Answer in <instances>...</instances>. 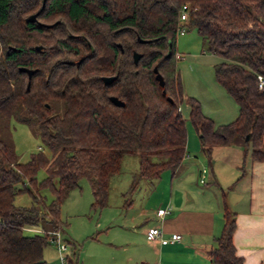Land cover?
<instances>
[{
	"label": "trees",
	"instance_id": "obj_1",
	"mask_svg": "<svg viewBox=\"0 0 264 264\" xmlns=\"http://www.w3.org/2000/svg\"><path fill=\"white\" fill-rule=\"evenodd\" d=\"M42 1L0 0V122L23 119L55 153L49 159L39 150L23 162L0 138V264H48V232H64L65 199L87 178L92 207H106L111 177L126 153L139 154L142 180L175 173L188 141L176 57L182 26L195 29L207 50L221 57L215 78L239 106L235 120L217 124L197 98H187L201 150L211 158L240 143L252 161H264L258 79L264 77V0H46L43 7ZM185 4L189 18L182 22ZM36 12V21H26ZM134 52L143 54L138 64ZM155 66L173 102L163 95ZM22 67L37 70L29 86ZM108 76L117 77L105 84ZM111 96L126 106H116ZM41 169L47 176L39 180ZM45 189L54 196L50 202L41 194ZM21 193L34 203L17 205ZM236 215L224 205L223 229L209 250L215 264H244L234 244Z\"/></svg>",
	"mask_w": 264,
	"mask_h": 264
},
{
	"label": "rangeland",
	"instance_id": "obj_2",
	"mask_svg": "<svg viewBox=\"0 0 264 264\" xmlns=\"http://www.w3.org/2000/svg\"><path fill=\"white\" fill-rule=\"evenodd\" d=\"M177 51L183 59L178 60V68L184 88L185 100L181 105L183 117L186 119L188 131L194 132L189 119V104L187 98H197L204 113L214 119L217 124L228 123L238 116L239 106L227 93L215 78L214 65L221 57L209 52L202 38L195 29L186 28V33L177 35ZM24 116V115H23ZM0 138L14 146L20 161H27L33 152L42 150L49 159H53L55 153L45 145L35 128L21 118L0 122ZM239 144V143H235ZM234 150V151H233ZM228 160L238 163V168H233L229 163L220 171L222 177L234 182V173L244 186L249 179L251 166L250 155L240 147H233ZM219 152V149L215 154ZM239 154V155H237ZM139 154L126 153L124 155L120 172L111 177L108 205L101 209H94L93 191L90 181L83 178L79 186L74 188L61 205V216L65 223L64 239L72 242L69 252L79 254V264H131L132 263V216L139 214L144 208V202L149 193L150 205L158 192V199L168 194L165 180L140 179L139 178ZM169 176L170 172H164ZM47 176L45 169L38 173L41 180ZM161 180V181H160ZM194 184L200 190L207 186L199 183L197 176ZM237 184L234 182L233 185ZM50 202L54 196L48 190H42ZM235 195V191H231ZM15 203L19 206H30L34 203L29 193H21L16 196ZM26 233H34L25 229ZM56 249V252H55ZM57 248L50 244L46 248L48 264H61L59 256L55 259ZM76 258V257H75Z\"/></svg>",
	"mask_w": 264,
	"mask_h": 264
},
{
	"label": "crops",
	"instance_id": "obj_3",
	"mask_svg": "<svg viewBox=\"0 0 264 264\" xmlns=\"http://www.w3.org/2000/svg\"><path fill=\"white\" fill-rule=\"evenodd\" d=\"M233 147L244 149L240 143L233 144L219 148L215 154L217 149L208 158L201 150L199 136L188 131L184 160L174 174L168 171L170 179L165 173L157 178L165 180L168 194L158 199L156 192L154 204L150 205L154 194L149 193L144 208L132 216L131 264H215L209 258V250L216 245L215 238L222 232L225 204L237 214L234 232L237 254L244 264H264V161L251 160L250 176L244 186L235 172L237 184L233 185L234 182L220 175L227 163L233 168L239 167L238 161L227 159ZM204 168L207 172L203 175ZM196 176L200 184L207 186L205 189L195 186ZM232 190L235 195H231ZM159 210L167 213L160 216ZM154 226L161 227L163 234L149 241L147 231ZM176 233L182 238L173 242L171 237ZM70 255L73 264L80 263L79 254L76 256L72 251ZM44 256L47 259L46 249ZM57 258L56 253L52 263Z\"/></svg>",
	"mask_w": 264,
	"mask_h": 264
},
{
	"label": "built area",
	"instance_id": "obj_4",
	"mask_svg": "<svg viewBox=\"0 0 264 264\" xmlns=\"http://www.w3.org/2000/svg\"><path fill=\"white\" fill-rule=\"evenodd\" d=\"M189 18V7L187 4L183 5L182 9H181V13H180V20L182 22H187ZM178 33L184 34L186 33V27L182 26ZM177 59H183V55L178 53L176 54ZM259 82H260V87L262 88L264 86V77L262 75L258 76ZM203 175L207 172V169L204 168L202 170ZM203 181V180H202ZM167 211L166 210H159L158 211V215L162 216L164 214H166ZM30 231H40L38 229H29ZM48 234L50 235V243L52 245H54L57 248V252H58V256H59V261L61 264H72L70 262V243L68 241H66L64 239V232L62 230H52L49 231ZM163 234V229L161 227L158 226H154V227H150L147 231V239L149 241H154L156 239H159ZM182 235L181 234H173L171 237V240L174 241H179L181 240Z\"/></svg>",
	"mask_w": 264,
	"mask_h": 264
},
{
	"label": "water",
	"instance_id": "obj_5",
	"mask_svg": "<svg viewBox=\"0 0 264 264\" xmlns=\"http://www.w3.org/2000/svg\"><path fill=\"white\" fill-rule=\"evenodd\" d=\"M46 0H43V5L45 4ZM37 19V14H31L29 15L27 18H26V21L28 22H34L36 21ZM49 26H52V25H49ZM141 42H145V40H140ZM41 46H37L36 49L37 50H40ZM143 54L142 53H139V52H134V62L135 64H138L139 60L142 58ZM21 71H24L26 73H28V76H29V83H28V86L30 85V82H31V79H32V76L33 74L37 71L36 69H29V68H25V67H22L21 68ZM154 71L156 73V78L157 80L159 81V85H160V88L162 89V93L165 97H167V99L171 102H173V99L171 97L168 96L167 94V91H166V88H165V80H164V77L162 76V74L158 71V67L155 66L154 68ZM117 76H108V77H103V81L105 82V84H111L115 79H116ZM111 101L116 105V106H123L125 107L126 106V102H124L123 100L119 99L118 97L116 96H111L110 97ZM250 136L248 135L246 137L247 140H249Z\"/></svg>",
	"mask_w": 264,
	"mask_h": 264
},
{
	"label": "flooded vegetation",
	"instance_id": "obj_6",
	"mask_svg": "<svg viewBox=\"0 0 264 264\" xmlns=\"http://www.w3.org/2000/svg\"><path fill=\"white\" fill-rule=\"evenodd\" d=\"M44 5H43V1H42V7H43ZM36 14H37V16H38V14H39V12H36ZM37 20V19H36ZM38 23H40L39 21H37ZM74 36V35H73ZM72 35H71V37H73Z\"/></svg>",
	"mask_w": 264,
	"mask_h": 264
}]
</instances>
